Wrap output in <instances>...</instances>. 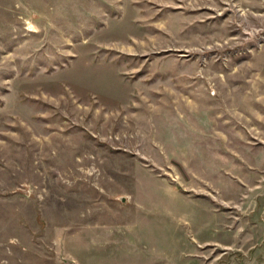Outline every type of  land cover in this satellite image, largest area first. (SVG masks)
I'll return each mask as SVG.
<instances>
[{
    "label": "rangeland",
    "instance_id": "obj_1",
    "mask_svg": "<svg viewBox=\"0 0 264 264\" xmlns=\"http://www.w3.org/2000/svg\"><path fill=\"white\" fill-rule=\"evenodd\" d=\"M0 264H264V0H0Z\"/></svg>",
    "mask_w": 264,
    "mask_h": 264
},
{
    "label": "water",
    "instance_id": "obj_2",
    "mask_svg": "<svg viewBox=\"0 0 264 264\" xmlns=\"http://www.w3.org/2000/svg\"><path fill=\"white\" fill-rule=\"evenodd\" d=\"M122 201L124 202L125 201V198H122Z\"/></svg>",
    "mask_w": 264,
    "mask_h": 264
}]
</instances>
